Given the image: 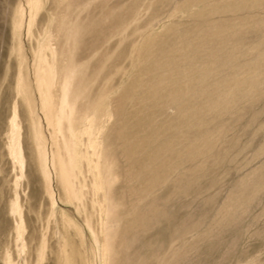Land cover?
Wrapping results in <instances>:
<instances>
[{
    "label": "rangeland",
    "instance_id": "1",
    "mask_svg": "<svg viewBox=\"0 0 264 264\" xmlns=\"http://www.w3.org/2000/svg\"><path fill=\"white\" fill-rule=\"evenodd\" d=\"M69 251L264 264V0H0V264Z\"/></svg>",
    "mask_w": 264,
    "mask_h": 264
},
{
    "label": "bare ground",
    "instance_id": "2",
    "mask_svg": "<svg viewBox=\"0 0 264 264\" xmlns=\"http://www.w3.org/2000/svg\"><path fill=\"white\" fill-rule=\"evenodd\" d=\"M65 44V43H64ZM39 51V50H38ZM49 84V83H48ZM36 85H39V80H37L36 79ZM23 89V88H22ZM26 100H28V98H25ZM30 99H31V97H30ZM42 101H44V99L42 100ZM45 104V101H44V103H43V105ZM44 107H46V105L44 106ZM46 109V108H45ZM31 112H32V109L31 108H28V115H30L31 114ZM46 115H47V117H48V121H50V123L54 126V129L57 131V132H62V130H63V115L61 114V113H58V114H54L53 116H52V114L50 115L51 117H50V120H49V107H47V109H46ZM18 125V124H17ZM12 126L13 127H16V128H19L18 126H16V121L13 119V121H12ZM18 131V130H17ZM19 134V131H18V133H17V135ZM17 137V136H16ZM54 144V143H53ZM45 145V144H44ZM17 147H18V151L16 152L17 154H21V148H20V143L18 142L17 143ZM36 147V146H35ZM65 147H67V145L65 144ZM36 149H38V148H36ZM15 151V150H14ZM38 151V150H37ZM68 151V150H67ZM46 157V156H45ZM70 157V156H69ZM97 159V158H96ZM39 162H40V160H39ZM43 163V162H42ZM60 163V162H59ZM58 163V165H59V167H58V170H59V175H60V177L61 178H63V179H65V181L67 182V180H68V171H67V169L65 168V165L64 164H62V163H60L59 164ZM83 165V164H82ZM94 165V164H93ZM38 166H40L39 164H38ZM43 166V165H42ZM76 166H79L78 164L76 165ZM44 167V166H43ZM67 167V166H66ZM85 167V166H84ZM101 167V166H100ZM104 167V166H103ZM103 167H102V169H103ZM45 168V167H44ZM43 168V169H44ZM110 168V167H109ZM75 169V168H74ZM101 169V168H100ZM101 169V170H102ZM45 170V169H44ZM57 170V171H58ZM41 171V173L42 174H44V172L46 171H42V170H40ZM81 171V170H80ZM98 171H99V169H98ZM97 171V172H98ZM102 172V171H101ZM104 172V171H103ZM46 173H48V172H46ZM80 174H81V172H80ZM46 175V174H45ZM49 175V174H48ZM46 177H48L47 175H46ZM60 177H58L59 178V180H60ZM103 177V176H102ZM107 177V176H106ZM49 178V177H48ZM99 178V177H98ZM104 179H106V178H104L103 177V180ZM94 180H96V178L94 179ZM93 180V181H94ZM98 180V179H97ZM107 180V179H106ZM62 183H63V181L62 180H60ZM99 181V180H98ZM102 181V180H101ZM100 181V185H101V182ZM106 182H108V180L106 181ZM66 184V183H65ZM47 185V184H46ZM96 185V184H95ZM99 185V184H98ZM105 185V184H104ZM100 187V186H99ZM102 187V186H101ZM103 188V187H102ZM77 196V195H76ZM78 197V196H77ZM76 197V198H77ZM54 205V204H53ZM85 207V206H84ZM82 208H83V206H82ZM89 218V217H88ZM89 220V219H88ZM18 228V227H17ZM66 245V244H65ZM70 248V247H69ZM70 257H71V251H69V252H65L64 253V255H62V257H61V260L58 262V264H72L71 263V259H70Z\"/></svg>",
    "mask_w": 264,
    "mask_h": 264
}]
</instances>
